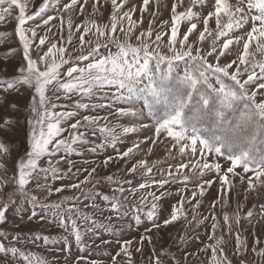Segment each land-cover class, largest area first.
<instances>
[{"label":"rangeland","instance_id":"1","mask_svg":"<svg viewBox=\"0 0 264 264\" xmlns=\"http://www.w3.org/2000/svg\"><path fill=\"white\" fill-rule=\"evenodd\" d=\"M254 109L264 0H0V264H264Z\"/></svg>","mask_w":264,"mask_h":264},{"label":"trees","instance_id":"2","mask_svg":"<svg viewBox=\"0 0 264 264\" xmlns=\"http://www.w3.org/2000/svg\"><path fill=\"white\" fill-rule=\"evenodd\" d=\"M234 107H235V108H234L235 110L240 109V108H241V107H240V103H235ZM254 110H255V109H254ZM263 117H264V116H262V117L259 116L257 110L254 111V119H255V120H258L259 123H260V122H264Z\"/></svg>","mask_w":264,"mask_h":264}]
</instances>
